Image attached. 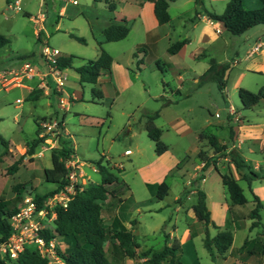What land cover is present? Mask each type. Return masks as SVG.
<instances>
[{"label":"rangeland","instance_id":"1","mask_svg":"<svg viewBox=\"0 0 264 264\" xmlns=\"http://www.w3.org/2000/svg\"><path fill=\"white\" fill-rule=\"evenodd\" d=\"M42 1L22 0L21 10L17 11L9 6L7 0H0V34L10 40L0 53V71L11 69L12 63H21L24 56L33 60L41 59L40 53L45 41L51 47L76 56L74 67L99 57V33L95 26L96 34L93 35L90 24V19H94L98 11L92 7L87 9L86 14L77 13L84 4L89 3L88 0H80L79 6L70 5L67 16L58 17L53 9H50L46 21L48 36L44 33L39 40L35 30L38 26V14L43 10ZM104 6V3L100 4L101 8ZM100 14L103 16V12ZM58 20L61 22V28L55 30ZM130 24L131 31L124 40L103 44L104 50L114 59L111 74L105 73L107 75H102L96 84L81 83L75 68H68L66 90L69 95L78 97L72 101L68 111L48 106V97L32 100L29 92L22 87L10 90L5 88L14 83L8 84L4 81V87L0 84V200L16 201L19 207L26 196L43 194L56 187V184L45 180L43 171L44 168L52 166L50 142L39 144L33 154L28 152L37 136L36 120L39 117H52L53 120L65 117L69 135L64 133L60 139L53 134L47 137L59 139L62 146L74 151L80 162H84L82 169L87 176V183L100 182L101 176L94 169L97 168L95 162L103 158L105 163L109 162V168L118 175L119 180L126 184L120 197L109 196L104 202L103 219L107 228L111 227L115 217H118L121 221L129 223L132 229H136L137 240L143 247L138 250L137 258L127 257L125 260L129 259L133 264H138L143 261L140 255L142 251L149 247H162L164 229L172 230V224L167 221L169 217L173 219L172 223H177L179 237L186 232V210L196 201V194L192 192L187 195L186 189L208 191L214 198H223L224 195L229 197L220 172H235L246 196L252 200L254 191L264 204V151L253 142L258 136H250L248 132L242 134V154L254 164L258 163L256 170L260 174V178L252 183L251 190L247 181L241 179L242 172L236 170L227 157L228 150L215 155L208 139L204 140L203 144L199 142V131L205 129L206 132L211 130L220 137L226 135L227 144L234 143V131L233 139H230L231 126L224 131L213 129L211 126L224 118L226 111L222 106L226 97L222 96L215 82H209L201 88L193 82V77L202 73L208 64L201 59L186 58L181 61L179 58H173L175 67L165 65L166 71L162 73L155 62L156 52L148 49L140 51L135 45L144 41L140 21L131 20ZM254 30L262 33L264 25H257L252 29ZM69 31L85 38V43L71 37ZM157 51L156 54L163 61H170L165 46H161ZM132 55L134 63L130 64L126 60ZM179 73H182L184 81L183 93H191V96L174 95L175 100L166 105L162 98L165 93L164 82L167 83L165 88L170 96V89L174 90L179 86ZM113 84L118 85L119 89L124 87L118 97L98 99L94 95V89L105 94ZM126 87L130 89L126 90ZM230 99L241 114L264 120V102L252 109H245L239 91H232ZM51 102L54 103L53 100ZM261 109L262 113L259 111ZM157 111L159 116L155 123L163 130L162 140L169 147L163 154L156 152L155 143L145 129L146 115ZM217 112L220 117H216ZM2 140L11 143L15 149L4 154L5 146ZM18 144L22 145V148H19ZM200 149L208 156L214 154V161L210 162L203 172L206 181L198 180L196 183L193 177L197 172L201 173V170H198L201 163L198 154ZM41 151L43 155L39 153ZM20 158L22 159L19 170L11 173L9 169ZM214 164L220 171L216 170ZM162 182H166L170 187L164 199L158 198L150 187ZM19 183L27 185L21 195L14 190V186ZM179 197L182 209L176 211L179 205L176 199ZM261 214L264 218V209ZM133 220H136L134 226ZM243 234V231L236 233L237 243L241 241ZM203 238L204 235L201 234L194 241L199 262L211 264ZM58 241L65 250L66 241L63 238H58ZM48 259L50 264H60L59 258L48 256Z\"/></svg>","mask_w":264,"mask_h":264},{"label":"trees","instance_id":"2","mask_svg":"<svg viewBox=\"0 0 264 264\" xmlns=\"http://www.w3.org/2000/svg\"><path fill=\"white\" fill-rule=\"evenodd\" d=\"M10 2V0H7ZM96 2H106L110 11H114L116 3L111 0H95ZM172 0H153L155 15L160 24L168 23L171 20L168 7ZM263 6L260 9L248 10L244 7V0H229L223 13L218 14L214 11L203 7V0H197L200 9L196 11V15L204 12L210 19L222 22L228 32L232 35H242L249 29L264 25V0H261ZM130 24L123 19L120 22L111 20L103 33L106 42L120 41L126 38L130 32ZM76 40L85 43V38L78 36L75 33L70 34ZM189 40L184 39L173 43L168 51L172 54L177 53ZM10 40L5 35L0 34V50L7 46ZM100 46V55L95 60H87L84 64L74 67L76 56L68 55L61 56L57 65L59 68H75L80 76L81 83L96 84L102 72H109L113 63L112 56L104 50L102 42ZM144 45H140L138 50H141ZM157 67L162 73L166 69L162 67V61H156ZM229 68V63H220L216 59L209 60L208 69L199 76L197 86L201 87L209 82H215L224 96V89L227 87L228 80L226 71ZM167 83H164L166 87ZM94 95L98 99L103 98L101 90L94 89ZM240 99L245 109H252L261 101H264V86L257 92L250 91L245 88L239 89ZM164 104L172 103L173 100L165 98ZM145 129L148 136L155 143L156 152L163 154L169 147L162 140V129L159 128L155 120L159 116V112L147 114ZM38 124V123H37ZM230 139H233V130L230 129ZM40 128L38 126L37 136L34 138L31 148L28 153H35V149L39 144L44 143L45 138L40 137ZM200 138L208 139L210 146L213 148L215 155L227 151L232 144H221L214 134L202 133ZM230 140V141H231ZM5 146L4 154L8 153L9 143L2 140ZM73 154L71 149L61 145V147L52 148V166L44 169V178L47 182L56 184L54 189L46 191L43 194L35 193L36 200L42 204L49 196L63 188L67 183L68 169L65 160ZM227 157L230 158L236 170L242 172L243 180L251 185L252 181L260 178L259 172L254 168L253 164L245 159L243 154L236 148L232 147L227 152ZM200 159L205 163L201 173L196 180L204 178V170L210 162L214 161L213 157H209L202 150L199 152ZM21 159H18L11 166L9 171L17 172L19 170ZM98 173L101 176L99 183L89 182L83 186L70 200L68 206L57 208V218L54 223V230H44L43 236L49 241L52 238H63L67 243L65 250L57 249L59 259L64 264H114L116 261H121L125 258L135 259L138 257V250L142 245L138 242L136 234L128 229L120 218L115 217L111 227L107 228L103 219V205L109 196L120 197L126 184L119 180L110 168L109 162L103 161V158L95 162ZM216 170L219 167L214 164ZM221 178L224 186L230 197L231 205L245 206L248 203V198L244 188L240 185L239 179L236 178L233 171L221 173ZM27 187L24 183H19L14 186V190L19 195ZM156 196L163 199L169 193V185L166 182L150 185ZM21 197L19 196L18 199ZM254 208L249 213V218L252 219L250 229L260 228V232L253 238H246L243 245L236 250L235 253L246 254L248 256H256L259 262H264V218L261 210L264 209V204L260 198L253 194ZM18 203L15 201L0 200V243L6 241L12 234L11 217L18 210ZM195 214L200 222L206 227L205 246L213 259L223 257L224 254L231 248L234 239L233 220L229 216L224 229L217 232L216 235L210 236L208 226L220 229L211 219V213L207 206V195L203 190L197 191V201L193 206ZM132 225H136V220H133ZM168 241V235H164ZM108 244V247H106ZM182 246L178 240H174L171 245L165 244L160 249L148 248L140 254L143 261L138 264H181L180 258ZM0 264H50L48 257H43L35 245H28L25 251L20 254L17 260L12 261L5 258H0Z\"/></svg>","mask_w":264,"mask_h":264},{"label":"crops","instance_id":"3","mask_svg":"<svg viewBox=\"0 0 264 264\" xmlns=\"http://www.w3.org/2000/svg\"><path fill=\"white\" fill-rule=\"evenodd\" d=\"M88 1L89 3L84 4L83 7L78 10L77 13L86 14L87 9L89 8L92 9V7H94L98 11L96 13L95 18L90 19V24L92 26L93 35L96 34L95 26H97V30L99 33V37H97V40L99 42H102V45L104 43H108L105 41L103 29L108 23L111 22V20L120 22L123 19H125L129 24L130 21L133 20L134 22L140 21L141 23L140 27H142L140 30L142 32V36L144 39V41H141L142 43L135 44L136 47L138 46L139 48L140 45H144V47L141 50L148 49V51L150 50L156 53H158L157 50L161 46L166 47L170 60L169 62L163 61L156 53L154 55L155 62L157 60H161L162 67L164 69H166L165 65H167L168 67H175L176 64L172 60L173 58H179L181 61L185 60L186 58L196 59V60L201 59L208 64V66L203 69L204 71H202V73L196 74L193 77L194 84H197L199 76L202 75L208 69L209 60L211 58L216 59L220 63H225V62L229 63V68L226 71V78L228 80V84L227 87L224 89V96L221 93L223 97H226V99H224L225 104L222 106V109L226 111V114L222 120L213 123L211 126H213V129L216 128L217 130H221V131H224L225 128L228 129V127L231 126L232 130L234 131V143L232 144V147L236 148L241 153H242L241 144L244 143V139L241 136L243 133L245 134L247 132H248L247 134L250 136H258V138L254 139L253 142L254 144L256 143L260 146V150L264 151V120H262L261 118L260 119L250 118L248 115L241 114L238 110L235 109L230 99V95L232 94V91L236 92L239 91L240 88H245L250 91L257 92L262 86H264V30H262V33H259L258 31L255 30L252 31V29L254 28L253 27L242 35H238V36L232 35L230 32L226 30L222 22L210 19L204 12H200L196 15V11L200 9L197 0L170 1L168 11L171 20L165 24L159 23L155 15L153 0H111L116 3V8L114 11L109 10L108 4L106 2H96L95 0H88ZM228 1L229 0H203V7L205 9L221 14L224 12ZM7 3L9 4L8 1ZM101 3L105 4L104 8L100 7ZM70 5L71 4L66 5L63 0H43L41 2V6L43 10H41L38 14V19L36 20L38 26L35 30L36 36L38 37L39 40H41V35L44 33L46 36H48L46 33L47 30L46 21L50 9H53L54 13H56L58 17H62L68 15L67 10L70 7ZM79 5H73V6H79ZM262 6L263 3L261 0H244L245 9L255 10V9H260ZM42 11L45 12L44 16L41 15ZM99 11L103 12V16L100 14ZM60 28H61V22L58 20L55 25V30H58ZM71 33L73 32L69 31V34ZM184 39H188L189 41L177 53L172 54L168 51L169 47L173 43ZM258 41L263 42V47L257 53L250 55L249 52L251 51L254 44ZM2 49L0 50V53ZM42 50L43 47L40 53L41 59L33 60V59H29L31 58L29 56H24L21 63H17V64L12 63L10 65L11 69L0 71V84L2 85V87L5 86L4 85L5 76L7 77V79H11L14 76V74H19V76L16 77H18V79H20L21 82L9 87H5L7 90L13 89L15 87H22L29 92L30 98L32 100H38L39 98L42 97H48L50 99V102L47 103L48 106L50 107L55 106V108L58 110L60 109V110L68 111L72 101L78 99V97L74 95H69V92L66 90V84L68 82V77H69V74L67 73L68 68L61 69L62 73L66 76V80H65V85L63 87H58L55 80L56 76L53 74H49V66L42 56ZM62 54L63 56L70 55V53L64 51H62ZM10 58L11 57H9V59ZM126 61L130 62V64H133L134 63L133 55L130 59L127 58ZM25 62H30L31 65L33 66V71L31 72L33 75L31 77H28L26 74L24 75L22 74L24 70L23 68ZM113 63H114V59H113ZM112 66L109 72H105V71L102 72L98 81L102 78V75H107L105 73L111 74ZM178 77L180 81L179 83L180 87L177 86V88L174 90L170 89V96L167 95V91H166L167 89L164 87L165 93L162 96H165V98L171 100H175L173 99L174 95L180 97L191 96V93L184 94L182 91L184 87L182 73H179ZM205 85L201 87H204ZM127 89H130V87H126V90ZM123 90L124 87L119 89L118 85L113 84L110 86L109 92L105 91V94L103 93L104 95L103 98L108 97L111 99L118 97ZM17 100H20V98H18ZM52 100L54 103L51 102ZM61 100L69 101V103L66 105V108L61 106ZM259 111L260 113H262L263 109ZM220 116H221L220 113L217 112L216 117H220ZM41 121H47L49 123L57 122L58 125L53 130V135L54 136L57 135L56 137H58L59 139L62 137V134L64 133L69 135L68 129L65 124V117H63L61 120L60 119L53 120L52 117L48 119L47 117L44 116V117H39L36 120V123H38L37 125L40 128V135H39L40 137L42 131L40 127ZM202 133L214 134L217 136L219 143L221 144L226 143L225 141L226 135H222V137H220L211 130L210 132H206L205 129H201L199 131V135H201ZM162 136H163V130H162ZM59 139L48 137L45 138V141L42 144L44 145L46 144L47 141H49L50 142L49 149L52 150V148L61 147ZM204 140L207 139L199 138V142L202 144L205 142ZM18 146L19 148H22V145L18 144ZM232 147H229L228 150H230ZM13 149H15L14 146L11 143H9L8 151H13ZM39 153L43 155L42 151ZM72 155H76V153L73 151ZM211 156H214V154L209 155V157ZM245 159L250 163H252L255 169H258V163L254 164L250 159L247 158ZM24 161H26V159H24ZM204 164L205 163L201 160L198 170H202ZM233 173L235 175V172ZM199 174L200 173L197 172L194 175L193 180L196 183H198L199 181L205 182L206 181L205 175L204 178L200 179L199 181L196 180ZM253 182L254 181H252V183ZM252 183L251 185H249L251 187V190L253 185ZM198 190L201 189H197L194 191L186 189V194L187 195L190 193L192 194L193 192V194H196V201H197ZM204 192L207 195V206L211 213V219L217 226L221 227L220 229H217L213 227V225H209L208 226L209 235L214 236L217 234L219 230L224 229L229 219V216L233 220V227H234L233 244L231 248L224 254L223 257H217L216 259H213L209 254L204 243L211 264H264V262L260 263L259 259L256 256H248L246 254H240V253L237 254L234 252V250H236L237 248L243 245L246 238H253L260 232V228H255L252 230L250 229L252 219L249 218V213L255 206L253 198L251 200L247 197L249 200L248 203L245 206H238V205H231L230 197H227L226 195H224L223 198H214L211 197L208 191H204ZM252 194L257 195L254 191H252ZM257 196L259 197V195ZM260 200L262 201L261 198ZM176 201L179 203V205L176 207L175 210L179 211L182 209L181 198L180 197L177 198ZM194 204L191 205L186 210V214L188 216V218H186V221L188 222V228L186 232L183 233L182 236L179 237L177 235V230H178L177 223L176 222L172 223L173 219L171 217H169L167 221L170 224H172V230L168 231L167 229H164L163 231V234L164 235L167 234L169 237H168V241H166L164 238V243L162 246H164L165 244L171 245L174 240H178L181 243L182 246V253L180 258L181 264H200L194 241L196 238H199L201 234L204 235L203 240H205L207 227L198 220L195 211L193 209ZM122 222L128 229L132 230L136 234V229H132L129 223L123 220ZM238 231L244 232L243 237L239 243H237L235 240V236ZM149 248H153V247H149ZM114 264H133V261L131 262L129 259L127 260L123 259L121 261L114 262Z\"/></svg>","mask_w":264,"mask_h":264},{"label":"built area","instance_id":"4","mask_svg":"<svg viewBox=\"0 0 264 264\" xmlns=\"http://www.w3.org/2000/svg\"><path fill=\"white\" fill-rule=\"evenodd\" d=\"M21 1L22 0L10 1L9 6L20 11ZM63 1L66 5H79L80 3V0ZM41 15L44 16L45 12L42 11ZM262 47V41L256 42L249 54L252 55L257 53ZM42 56L49 66V74L56 76L55 80L58 87H63L65 85L66 76L57 65L58 59L63 56L62 51L57 47L49 46L47 41H45ZM23 69V75L26 74L28 77L33 75L31 73L33 71V66L30 62H25ZM16 76H19V74H14L11 79H7L5 76L4 81L8 84H18L21 81ZM68 103L69 101L61 100V106L64 108H66ZM57 125V122L49 123L47 121H41V137L48 138L47 136L53 134V130ZM65 164L68 169V183L63 188L49 196L42 204L36 200L34 195H28L23 199L17 212L11 217L12 234L6 241L0 243V258L7 257L8 259L15 261L20 254L25 251L26 246L32 244L37 247L39 253L43 257L52 256L59 258L57 249H64L58 241L59 237L47 241L42 232L47 229L54 230V223L57 218V208H66L72 197L79 190H82L85 184H87V176L82 169L84 162H80L77 156L71 155L65 160ZM94 171L97 172V168H95ZM60 264L64 263L60 260Z\"/></svg>","mask_w":264,"mask_h":264}]
</instances>
